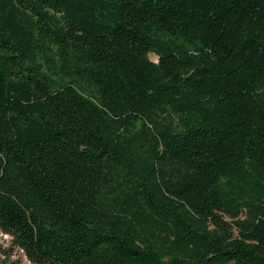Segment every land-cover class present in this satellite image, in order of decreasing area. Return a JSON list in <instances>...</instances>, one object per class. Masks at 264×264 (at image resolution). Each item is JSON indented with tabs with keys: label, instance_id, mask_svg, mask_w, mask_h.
Listing matches in <instances>:
<instances>
[{
	"label": "trees",
	"instance_id": "16d2710c",
	"mask_svg": "<svg viewBox=\"0 0 264 264\" xmlns=\"http://www.w3.org/2000/svg\"><path fill=\"white\" fill-rule=\"evenodd\" d=\"M0 232L32 264H264V0H0Z\"/></svg>",
	"mask_w": 264,
	"mask_h": 264
},
{
	"label": "rangeland",
	"instance_id": "374dc122",
	"mask_svg": "<svg viewBox=\"0 0 264 264\" xmlns=\"http://www.w3.org/2000/svg\"><path fill=\"white\" fill-rule=\"evenodd\" d=\"M152 61L157 62V57L152 56ZM0 264H32L22 251L12 244L10 237L0 232Z\"/></svg>",
	"mask_w": 264,
	"mask_h": 264
}]
</instances>
